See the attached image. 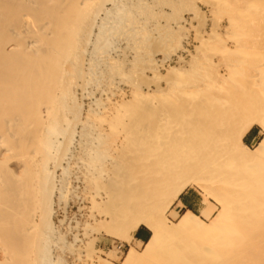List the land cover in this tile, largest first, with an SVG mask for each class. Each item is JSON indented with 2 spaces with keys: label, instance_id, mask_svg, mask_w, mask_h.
<instances>
[{
  "label": "bare ground",
  "instance_id": "1",
  "mask_svg": "<svg viewBox=\"0 0 264 264\" xmlns=\"http://www.w3.org/2000/svg\"><path fill=\"white\" fill-rule=\"evenodd\" d=\"M120 1L0 0V264L49 263L43 244L52 232L48 212L55 186L52 175L39 169L62 143L53 136L57 130L50 128V104L58 99L67 74L81 78L79 86L87 85L86 68L71 59L76 39L81 54L90 56L89 73L97 57L107 53L102 45L108 47L113 38L123 36L127 48L118 49L125 52L129 47L134 58L139 57L149 21L140 25L141 18L132 20L122 12L117 16L116 11L117 18L111 20L113 9L105 4L116 7ZM242 1L243 7L229 17L241 56L223 65L217 78L190 86L193 91L213 81L222 85L244 70L243 82L236 84L239 93L248 96L242 108L225 95L215 96L204 102L205 118L185 128L188 111L165 115L159 108L153 115L138 100L139 85H131L127 101L116 80L125 57L117 54L119 62L111 64L116 57L104 54L105 71L111 74L102 87L106 101L101 111L89 110L82 121L84 157L77 163L86 183H100L92 198L113 203L104 216L115 236L129 242L139 227L151 231L144 245L131 247L121 264H264V137L252 150L244 141L255 125L264 131V0ZM244 12L250 14L249 21L238 17ZM90 13L93 18L82 33ZM100 13L105 17L96 23ZM168 91L158 90L157 97L164 98ZM194 185L216 197L220 210L206 225L190 208L176 222L168 219L167 211ZM59 191L62 198L63 189ZM41 197L43 207L36 214ZM211 214L204 212L207 218ZM84 263L96 264L93 257Z\"/></svg>",
  "mask_w": 264,
  "mask_h": 264
},
{
  "label": "rangeland",
  "instance_id": "2",
  "mask_svg": "<svg viewBox=\"0 0 264 264\" xmlns=\"http://www.w3.org/2000/svg\"><path fill=\"white\" fill-rule=\"evenodd\" d=\"M120 2L116 7L112 2L105 4L106 8L113 9L111 20L117 18L118 12H122L123 15L130 14L129 18L132 20L141 18L138 21L140 25L145 26L149 21L146 26L150 28L147 31L153 32L148 34L147 31H143L146 33L141 34L143 39L142 37L140 39L144 41L141 44L144 45L140 44L139 52H143L141 54L138 52L139 57L134 58L129 47L125 50L126 53L118 49V47H122L120 49L126 47L127 42L121 40L123 36H120V39L117 37L119 40L108 37L112 42L108 40V47L105 45V48H102L103 45L101 47V51L107 49L105 51L107 53L103 52V55L100 54L101 58L97 57L98 64L96 63L91 70L94 71L89 73L87 62L90 56L81 54L79 40L76 39L71 59H77V65L82 64L86 68L87 85L79 86L81 78L75 77L72 73L67 74L64 83H60L58 99L50 104L54 107L50 128L57 130L53 136L62 143L53 148L50 155L46 156L42 168L39 169L41 173L52 175L55 186L48 212L52 232L44 239L43 244L49 255L48 264H85L84 261L91 257L96 264H121L131 247L140 249L144 245L135 238L128 242L114 235L110 219L104 216L105 210L110 209L113 203L107 202L109 203L107 204L98 198L93 199L92 192L100 187V183L97 187L86 183L78 173L77 162L80 157H84L80 149V140L83 138L82 121L89 110L101 111V106L106 101L102 89L109 82L107 79L111 74L105 71L104 60L107 58L104 54L108 58L116 57L113 61L108 59V62L112 61L111 64H116L119 62L118 58L125 57L119 62L123 66H119L122 71L117 74L116 80L120 81L127 101H131L129 100L132 95L131 85H139L142 97L138 100H143L142 105L153 115L159 113V108L164 110L165 115L170 113L173 115L182 110L188 111L185 116L188 122L184 125L185 128L202 120L206 115L203 112L206 110L204 102L215 100L213 99L215 96L225 95L226 99L236 100L235 106L239 108L243 107L244 100H248V96H243L236 87V84L243 82L244 70L234 72L232 78L222 85L213 81L208 88L198 87L192 91L190 87L205 83L207 78L212 80L217 78L218 73L224 69L223 65L232 63L234 58L241 56L236 51L239 40L234 35V29L230 27L229 17L237 12L238 7H243L242 0H122ZM103 17L105 13H100L96 23H100ZM238 17L246 21L251 19L248 12L239 14ZM92 18L93 14L90 13V18L84 19L82 33L88 29ZM110 18L107 20L111 24ZM179 20H182L181 26H177L176 21ZM107 23L106 26L110 25ZM93 32H98L97 27ZM108 42H111L110 47ZM152 67H157V71H152ZM168 71H172L170 75ZM161 89L169 90L164 98L157 97L158 90ZM136 104L141 105V103ZM125 120L130 121L127 116ZM253 128L259 131V138L248 144L249 150L254 149L264 137V131L260 126L255 125ZM238 148V145L235 146V151ZM38 157L44 158L40 154ZM61 188L62 198L59 191ZM185 192L192 193L194 199L192 210L201 216L204 225L208 224L211 217L221 208L216 197L206 195L203 189L195 185L189 186ZM40 199L42 197L37 203L36 214H39L43 207ZM187 209H189L187 206L177 201L166 214L168 219L176 222L177 217ZM208 210H212V214L207 218L204 212ZM100 260L105 262L100 263Z\"/></svg>",
  "mask_w": 264,
  "mask_h": 264
},
{
  "label": "crops",
  "instance_id": "3",
  "mask_svg": "<svg viewBox=\"0 0 264 264\" xmlns=\"http://www.w3.org/2000/svg\"><path fill=\"white\" fill-rule=\"evenodd\" d=\"M259 138V131H257L255 128H252L244 137V141L246 144H251L255 142ZM182 205L187 206L188 208H191V205L193 204V196L192 193L185 192L181 195L180 200ZM192 209V208H191ZM151 235V231L145 227L141 226L137 229L135 232V239L137 241H145L149 239Z\"/></svg>",
  "mask_w": 264,
  "mask_h": 264
},
{
  "label": "trees",
  "instance_id": "4",
  "mask_svg": "<svg viewBox=\"0 0 264 264\" xmlns=\"http://www.w3.org/2000/svg\"><path fill=\"white\" fill-rule=\"evenodd\" d=\"M191 209V208H190ZM148 240V239H147ZM147 240H145V241H147Z\"/></svg>",
  "mask_w": 264,
  "mask_h": 264
}]
</instances>
